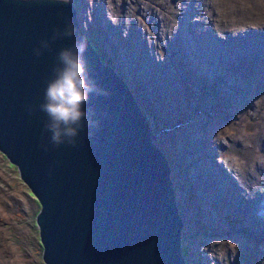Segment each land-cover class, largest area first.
Wrapping results in <instances>:
<instances>
[{
    "label": "water",
    "instance_id": "obj_1",
    "mask_svg": "<svg viewBox=\"0 0 264 264\" xmlns=\"http://www.w3.org/2000/svg\"><path fill=\"white\" fill-rule=\"evenodd\" d=\"M71 1L0 0V151L39 203L35 221L45 264H186L182 220L169 165L126 82L101 62ZM70 20L86 37L90 79L107 92L85 104L75 147L42 138L40 112L56 55L74 38L33 49ZM136 100V99H135ZM28 105L36 111L29 114ZM87 120V118H86ZM47 144L45 151L42 145Z\"/></svg>",
    "mask_w": 264,
    "mask_h": 264
},
{
    "label": "bare ground",
    "instance_id": "obj_2",
    "mask_svg": "<svg viewBox=\"0 0 264 264\" xmlns=\"http://www.w3.org/2000/svg\"><path fill=\"white\" fill-rule=\"evenodd\" d=\"M71 1L75 9L76 1L78 6H82L84 3V1L82 3V0ZM184 1L185 0H181L179 2L183 4L185 3ZM144 2L147 5L134 6L132 3H125L124 6L126 7L123 9L124 14L130 17V15L140 12L141 15H138L137 21H139L138 23L140 25H143L144 23H141L142 20L150 24L149 16L154 11L162 17L164 16L162 12H165L171 15L170 17L169 15H165V19L167 20V22L164 23V25L167 26L165 31L170 30L172 27V34L171 36H166L168 41L165 43L162 42L159 36L164 33V30L158 27V21H155L154 25L149 26L150 33H148L149 31H145V29L138 31L141 41H146L147 38L150 47H152V40L154 43L153 50L152 48L148 49V45L143 47V50L147 52L148 68L151 69L155 77L168 79L172 82L182 80L185 81L187 88L192 87L197 89L194 100L190 103L180 105L179 111L162 113L159 124H164L165 126L156 128V131L163 132L170 131L174 127H185L187 123L192 126L191 140L195 141V143L191 142L188 135L183 132L177 134L175 141H170V146L174 147L175 150L176 162L173 161L170 155L173 154V152H171L169 148L163 147V141L155 137L158 133H155L149 125L150 135L164 153L169 165L171 181L174 180L175 177L178 180L176 194L174 189V195L178 212L182 220L180 234L181 251L183 240H186L189 251L187 258L183 255L184 261L186 264H238L236 261L237 258L232 255L233 252H236V254L243 253L239 257L243 259V264H256L261 259V251L264 248V216L259 215L260 211L264 209V145H262V140H264V122H260L257 119L246 123L241 121L243 115H249L250 113H255L260 115L259 117L264 118L263 115L259 114L258 110V105L262 104L261 99L264 96V93H260L264 91V73L252 76L251 74L240 72L233 75L226 69H221L220 64V62L226 61L230 56L233 44L237 40L235 39L234 33L239 36L240 31L249 28V26H245V23H239L240 26L237 25L235 31L227 27L219 26L218 19H222V10L221 5L215 3V0H188L185 7L177 12L170 11L168 7L167 10L163 8V2L167 3L168 6L173 9L176 8L173 0H145ZM129 4H131L130 9L127 7ZM232 5L236 11L234 15L236 20H240L241 15H244L249 20L253 21L256 19L251 17L252 7H254V5L261 6L256 0H232ZM93 8L95 9L96 22L99 26L100 23L102 26H105L108 21L104 17H102L100 21L99 17H97L96 3H94ZM90 9L92 10V6H90ZM104 10L105 8L103 7L102 11ZM121 11L122 10L113 11L109 8L108 14L112 16L114 20L122 22L123 18L120 15ZM195 15L205 16V28H203V23L200 20L194 18ZM76 18L79 20L78 15ZM151 19L153 18L151 17ZM108 24L113 28L117 27L111 22ZM227 26L230 27L229 25ZM207 27H214L222 36L215 35L214 37H209ZM250 27H252V25ZM251 29L254 31L250 34L248 45L254 48V51H259L260 48H264V39H261V37L255 38L256 36H261V34L255 32L260 28ZM134 30H136V28H133V31ZM151 31L155 33L153 38L150 36ZM142 34H144L145 38ZM177 35H181L180 38H177ZM120 36L122 38L125 37L123 39L126 41L125 34L121 33ZM114 37L116 39L119 38L118 33H116ZM172 37L183 41L184 44L187 45L185 57L189 60V67L191 69L183 71L182 76L176 72L174 65L176 58L174 54H172V51H167L177 48L175 40L171 39ZM120 47L123 48L121 45ZM123 50L125 51L124 48ZM126 50L129 51L128 47ZM159 51L163 54L162 61L165 59V63L159 60L157 62V53ZM250 52L252 51L237 53L236 57L240 58V61H244V59L249 57ZM125 53H122L123 57L126 60L128 58L127 61L130 62L133 56L128 52L126 58ZM101 56H103L106 61V57L104 55ZM101 56H99V58H101ZM105 63L110 65V62ZM257 65L260 64H248L251 68H255ZM239 66L241 65L239 64ZM119 77L126 82L130 93L135 97L136 100L133 99V104H136L137 101L140 106L136 93L131 89L129 81L125 80L122 76ZM213 80L216 82L219 93L225 98L227 96L229 97L226 115H224L225 118L231 122L230 124H237L240 122L241 125L227 133L224 127H219L218 129L212 130L209 134H206L208 129H203V124L201 123L202 120H205L204 116L201 115L198 117L197 114L199 111H196L192 118L189 116L190 110L195 106L196 100L199 96H202V93L200 94L198 90L203 86L207 87ZM164 87H166V85ZM151 97L155 99L154 95H151ZM245 105H247L248 108H244ZM209 106L211 109L217 110L216 102H209ZM262 107H264V98ZM140 108L143 111L141 106ZM220 113V111L215 113L206 111V117L218 116ZM230 124L226 123L225 125L227 127L229 125L230 129ZM201 134L203 139H199ZM221 134H224L226 142L221 140ZM250 143L253 144L254 148L249 150L247 156L241 155V153L234 148L228 150V154L232 156H227L224 153L230 146L247 149L246 147ZM3 156L5 157V155ZM246 162L251 165V168H248ZM198 163L202 166V172H199ZM177 164L180 165L179 168ZM225 164H227L229 168H226ZM203 173L210 175L212 180L202 182ZM245 176H247L246 180L250 177L249 182L243 180ZM184 178L190 180L188 185L185 184ZM218 186L222 187L218 188ZM221 189H224V191L222 192ZM216 199L223 201L226 206L222 209V207L213 205V200ZM184 201L188 204L196 205L193 213L195 217L194 223L192 224L193 232L191 234L187 233L188 229L185 221ZM249 206H252V212L248 211ZM197 208L199 209L197 210ZM214 220H220L226 223V225L223 228H218L215 232H210L209 235H211L212 238L208 239L205 233L210 230L211 226L215 225ZM228 220H230V222H228ZM235 223L238 224L240 228L239 231L233 227ZM35 225L39 234L36 221ZM225 236L229 238L225 240ZM217 243H220L224 250H221L219 247L220 244ZM201 245H203V247H201ZM228 245L233 246V248L230 249ZM210 253H212V255H210Z\"/></svg>",
    "mask_w": 264,
    "mask_h": 264
},
{
    "label": "rangeland",
    "instance_id": "obj_3",
    "mask_svg": "<svg viewBox=\"0 0 264 264\" xmlns=\"http://www.w3.org/2000/svg\"><path fill=\"white\" fill-rule=\"evenodd\" d=\"M144 1L145 0H95L94 2V0H82V6H78L76 1L75 10L82 26L83 33L87 34V38L91 42L90 44L96 49V52L99 56L104 55L106 57V61L104 62H110V65L116 71V73L119 76H122L125 80L129 81L131 89L135 91L139 104L147 117L149 125L152 127L155 133H158L155 137L163 141L164 148H169L171 152H173V154L170 155L173 161L176 162L175 150L174 147L170 146V141H175L177 134L183 132L184 134L188 135V138L191 142L195 143V141L191 140L192 126L187 123L185 124V127H174L170 131L163 132L156 131V128L165 126L164 124H159L162 113L179 111L180 105L184 103H190L194 100L195 92L197 89L192 87L187 88L185 85V81L182 80H176L175 82H172L168 79L155 77L151 69L148 68L147 52L146 50H143V47H146L148 45V40L146 38V41H141L138 31H142L143 29H145V31H149L148 33H150L149 26L154 25V22L158 21V27L164 30V33L160 34L159 36L161 37L162 42L165 43L166 41H168V39H166V36H171L172 34V27L170 30L165 31V28L167 27L164 25V23L167 22V20L165 19V15H169L165 12H162L164 14V16L162 17L156 11H154L149 16L150 24H147L146 22H144V20H142L141 23H144L143 25H140L138 23L139 21H137L138 15H141L140 12L138 14L130 15V17L124 14L123 9L124 7H126L124 6L125 3L129 2L134 6L147 5ZM179 1L181 0H173L174 6L176 7L174 9L169 7L167 3L163 2V8L167 10L168 7L170 11L177 12L181 8L185 7V4L188 0H185V3L183 4H181ZM256 1H258L261 6L254 5V7H252L251 17L256 19L255 21H253L249 20L244 15H241L240 20H236L234 18L236 11L232 5V0H215V3L221 5L222 10L223 20L218 19L219 26L227 27L228 29L233 31L236 30L235 27L239 25V23H245V26H249V28L241 30L239 36L234 33L235 39L237 40L233 44L230 56L226 61L220 62L221 69H226L233 75L240 72H245L247 74H251L252 76L264 73V48H260L259 51H254V48H251L248 45L250 34L254 31L251 28H260L255 32L257 34H261V36H256L255 38L261 37V39H264V0ZM94 3H96L97 7L96 15L97 17H99L100 21L102 17H104L106 18L108 23L111 22L112 24L117 26L116 28H113L108 23L105 26H102L101 23L100 26L98 25L95 20V9L93 8ZM90 6H92V10L90 9ZM103 7L105 8L104 11H102ZM127 7L128 9H130L131 4H129ZM109 8L113 11L122 10L120 15L123 18V21L118 22L114 20V18L108 14ZM170 16L171 15H169V17ZM151 17L153 19H151ZM204 17L205 16H194L196 20H200L203 23V28L206 27ZM225 24L229 25L230 27ZM251 25L252 27H250ZM133 28H136L137 31H133ZM207 28L209 37H214L215 35L222 36V34L219 33V31H217L214 27ZM116 33H118L119 36V38L117 39L114 37ZM121 33L125 34L126 41H124L123 39L125 37L122 38L120 36ZM154 34L155 33L151 31L150 36L153 38ZM142 35L145 38L144 34ZM180 36L181 35H177V38H180ZM171 39L175 40L177 48H173L167 51H172V54H174V57L176 58V61H174L176 72L182 76L183 71L191 69L189 67V60L185 57V54L187 52V45H185L183 41H180L174 37H172ZM120 45L123 46L125 51L120 47ZM125 47H128L129 51L126 50ZM149 48H152V50L154 49L153 40L152 47H150L149 44L148 49ZM250 50L252 52H250L249 57L244 59V61H240V58L236 57L237 53H247ZM128 52H130V55L133 56L130 62L127 61L128 58L126 54L128 55ZM122 53H125L127 60L123 57ZM162 58L163 54L161 53V51H159L157 53V62L159 60L160 62L165 63V59H163L164 61H162ZM249 63H259L260 65H257L255 68H251L248 66ZM239 64L241 66H239ZM193 75L197 77L195 74ZM165 85L166 87H164ZM198 91L200 92V94L202 93V96H199V98L196 100L195 106L190 110L189 116H191L192 118L196 111H199L197 114L198 117L201 115L204 116L205 120H202L201 123L203 124V129H208V132H206V134H209L212 130L218 129L219 127H224L226 133L229 131H233V129L239 127L240 122L237 124H230L231 122L225 118L224 115H226V107L229 103V97L227 96L225 98L221 93H219L216 82L214 80L207 87L203 86ZM260 93H264V91ZM151 95H154L155 99H153ZM263 98L264 96L261 99L262 104ZM211 101L216 102L217 110L221 113L218 114V116L206 117V111H211L212 113L218 112L216 109L210 108L209 102ZM262 104L258 105V110L259 114L264 116V107H262ZM244 108H248V106L245 105ZM259 116L260 115H257L255 113L243 115L241 122L246 123L255 121L256 119L260 122H264V118H261ZM226 123L231 125L230 129L229 125L228 127L225 125ZM199 139H203L202 134L199 136ZM221 140L223 142H226V139H224V134H221ZM262 145H264V140H262ZM232 148L238 150L241 155L247 156L249 150H252L254 146L252 143H250L246 147L247 149L230 146L224 151L225 155L232 156L228 154V150ZM3 155L4 154L0 152V264H44L45 262L42 259V246L39 240L38 229L35 225V216L38 211L39 204L34 196L29 194L30 190L27 188V185L20 179L16 167L8 162V159ZM246 164L248 165V168H251V165L248 162H246ZM197 165L199 167V172H202V166L199 163ZM177 166L179 168L180 165L177 164ZM225 167L229 168L227 164H225ZM202 177V182L212 180L210 175H206L204 173L202 174ZM246 177L247 176L244 177V181L246 180ZM172 181L176 194L178 180L175 177ZM184 181L186 185L190 183V180L188 178H184ZM246 181L249 182L250 177ZM221 187L222 186H218V188ZM221 191L223 192L224 189H221ZM183 203L185 205L184 210L186 215L185 221L187 223L188 229L187 233L191 234L193 232L192 224L195 220L193 213L195 211L196 205L194 206L188 204L185 201ZM213 205L222 207V209L226 206L225 203H223V201H221L220 199L213 200ZM198 209L199 208H197V210ZM248 211H253L252 206L248 207ZM228 222H230V220H228ZM214 223L215 225L211 226L210 230L205 233L208 239L212 238V236L209 235L210 232H215L218 228H223L226 225V223L220 220H214ZM233 227L238 231L240 230L237 223H235ZM228 238V236H225V240H227ZM228 246L230 249L233 248V246L231 245ZM201 247H203V245H201ZM219 247L221 250H224V248L221 247V244ZM182 252L185 258H187L189 251L186 240H183ZM261 252V259L256 264H264V248ZM242 254L243 253L236 254V252H233L232 254L233 257L237 258L236 261L238 264H243V259L239 258ZM210 255H212V253H210ZM233 260L235 261L234 258Z\"/></svg>",
    "mask_w": 264,
    "mask_h": 264
},
{
    "label": "clouds",
    "instance_id": "obj_4",
    "mask_svg": "<svg viewBox=\"0 0 264 264\" xmlns=\"http://www.w3.org/2000/svg\"><path fill=\"white\" fill-rule=\"evenodd\" d=\"M68 4L71 0H59ZM74 38L75 28L70 20L65 21V26L55 28L50 38L40 41L38 47L33 49L36 57L51 49V42L62 38ZM88 48L86 37L72 40L70 46L63 47L56 55V62L52 67V75L46 81L42 102L38 105L40 112L46 116L43 126L42 138L48 135L53 147L67 144L75 147L77 137L85 124H91L90 110H85V104L93 94L107 95L100 89L88 75L85 53ZM34 105H28L27 111L31 115L36 111ZM87 118V120H86ZM45 151L48 145H42ZM259 215L264 216V209Z\"/></svg>",
    "mask_w": 264,
    "mask_h": 264
},
{
    "label": "trees",
    "instance_id": "obj_5",
    "mask_svg": "<svg viewBox=\"0 0 264 264\" xmlns=\"http://www.w3.org/2000/svg\"><path fill=\"white\" fill-rule=\"evenodd\" d=\"M101 61L104 62L105 61V58L103 56H101Z\"/></svg>",
    "mask_w": 264,
    "mask_h": 264
}]
</instances>
